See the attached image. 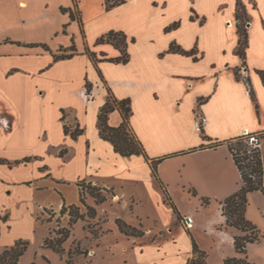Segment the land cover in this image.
I'll return each mask as SVG.
<instances>
[{
  "label": "crops",
  "instance_id": "obj_1",
  "mask_svg": "<svg viewBox=\"0 0 264 264\" xmlns=\"http://www.w3.org/2000/svg\"><path fill=\"white\" fill-rule=\"evenodd\" d=\"M237 1L125 0L106 10L103 0H0V185L40 190L47 180L57 199L45 205L57 209L76 204L78 179L112 189L117 204L129 207L128 218L114 219L140 227L138 236L118 230L129 244L127 264H188L194 244L201 264L233 257L257 264L248 260L251 243L244 254L235 250L233 235L241 232L225 227L222 215L221 202L242 184L240 172L225 143L210 146L256 135L264 167V0H239L243 58ZM110 31L125 35L126 62L110 60L120 49L98 42ZM172 43L192 53L170 51ZM86 82L90 101L82 96ZM108 89L117 100L129 99V129L149 161L164 157L157 178L142 155L122 156L100 137ZM199 115L206 118L202 131L194 127ZM121 121L117 109L108 114L110 126ZM64 125L81 132L72 138ZM51 158L62 167L80 163L81 170L56 174ZM30 167L35 175L14 182L4 176ZM10 215L0 209V236Z\"/></svg>",
  "mask_w": 264,
  "mask_h": 264
},
{
  "label": "rangeland",
  "instance_id": "obj_2",
  "mask_svg": "<svg viewBox=\"0 0 264 264\" xmlns=\"http://www.w3.org/2000/svg\"><path fill=\"white\" fill-rule=\"evenodd\" d=\"M50 161L54 164L53 171L56 174L71 176L81 170L80 163L62 167L54 159ZM23 174L35 175L36 168L4 171V176L11 182ZM43 182L45 188L40 190L19 184L7 189L0 185V209L11 212L7 224L2 225L0 252L7 245L21 240L27 246L18 264H127L129 244L119 234L114 216L117 213L123 219L128 218L129 207L123 202L122 205L117 204L119 201L112 189L102 190L92 181L78 179L76 183L80 186L76 207L61 212V208L52 207L57 199L55 191L47 180ZM248 199V219L259 229L263 243L261 245L255 241L250 244L247 249L248 260L264 264V195L256 191ZM65 234L68 237L60 243L61 253L43 244L46 237L62 240Z\"/></svg>",
  "mask_w": 264,
  "mask_h": 264
},
{
  "label": "trees",
  "instance_id": "obj_3",
  "mask_svg": "<svg viewBox=\"0 0 264 264\" xmlns=\"http://www.w3.org/2000/svg\"><path fill=\"white\" fill-rule=\"evenodd\" d=\"M125 0H103L104 8L106 10L111 9L115 5L123 3ZM236 18L239 20L238 24V34L239 41L237 47V53L243 58L244 57V49L247 45V34L244 28V9L239 0L236 4ZM72 18L74 15L70 12ZM110 42L116 47L120 49V55L116 58H111L110 60L116 62H126L128 59V55L126 53V37L121 31H110L104 36H101L98 39V42ZM170 51L180 52L183 54L192 53L183 51L175 44H171L169 47ZM71 54L66 55H55L54 58H65L70 56ZM260 78L264 84V71H260ZM247 88L249 94L251 96L252 101L254 102L256 112L258 110V105L256 102L255 94L249 84L248 79L245 78ZM85 88L89 90L92 85L89 82L85 83ZM117 109L122 117L121 123L116 126H110L107 122L108 114ZM131 114V107L129 99H121L117 100L114 98L108 89V95L105 103L100 107L97 119V126L99 129V135L101 138L108 140L112 143L113 149L115 152L122 156H130V155H142L146 161L149 162V166L151 168L152 174L157 178V164L164 158H154L150 159L146 155L144 147L142 143L132 134H129V117ZM202 131V130H201ZM64 132L69 133L72 138H75L78 134H80L81 129L76 125L73 129L64 125ZM131 135V136H130ZM251 134H242L231 139L225 140L224 142H219L212 144L210 146H216L220 143H225L231 156L236 164L241 178L242 184L240 188L227 196L222 202V215L225 218V227H231L241 234H234V247L235 250L239 253L246 252V246L248 243H252L255 241H259L261 236L257 226L248 220L245 216V210L248 202V193L254 190H259L264 195V186H263V176H264V167L262 164L261 152L259 146L255 148H251L248 145L247 139ZM264 133L260 136L263 137ZM205 139L206 136H203ZM203 146V145H201ZM27 160V159H25ZM14 163H19V161H15ZM80 186V184L78 183ZM99 189L106 190V188L98 187ZM164 193L166 190L163 188ZM107 191V190H106ZM167 200L169 197L167 196ZM208 202L207 198H202V203L206 204ZM76 204H63L61 207V212H63L66 208H74ZM0 219H4L0 218ZM76 221V220H74ZM114 222L118 227V230L126 235V236H138L140 235V231L129 224H127L121 218H115ZM68 237L67 234L63 236L62 240L53 239L50 240L47 237L44 239L43 244L45 246L51 247L53 250L61 253L63 250L60 247V243L64 241ZM27 246V243L21 240L16 241L11 246H6L0 252V264H18L20 256L23 254ZM194 254L196 257L192 258L188 264H201L198 260L197 256L200 255V251H198L197 246L194 244L193 247ZM223 264H250L245 258H227L223 261Z\"/></svg>",
  "mask_w": 264,
  "mask_h": 264
},
{
  "label": "built area",
  "instance_id": "obj_4",
  "mask_svg": "<svg viewBox=\"0 0 264 264\" xmlns=\"http://www.w3.org/2000/svg\"><path fill=\"white\" fill-rule=\"evenodd\" d=\"M82 96L86 101H90L93 97V91H92V87L87 90L85 88V90L82 92ZM206 118L203 115H199L195 118L194 120V127L197 131H201L203 124L205 123ZM248 145L251 148H255L257 146H259V137L256 135H250L247 139ZM183 222L185 224L186 227H190L191 226V221L190 219L187 217L186 219H183Z\"/></svg>",
  "mask_w": 264,
  "mask_h": 264
}]
</instances>
